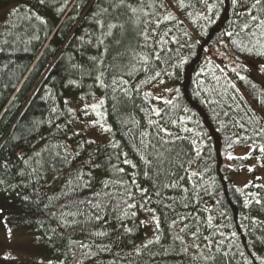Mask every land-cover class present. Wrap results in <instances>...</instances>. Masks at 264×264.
I'll return each mask as SVG.
<instances>
[{"label":"trees","instance_id":"obj_1","mask_svg":"<svg viewBox=\"0 0 264 264\" xmlns=\"http://www.w3.org/2000/svg\"><path fill=\"white\" fill-rule=\"evenodd\" d=\"M9 2L0 20L6 222L34 235L51 264H264V184L247 183L246 195L233 180L252 156L264 167V35L248 15L264 18V3ZM159 87L171 91L151 92ZM69 97L100 99L110 143L74 131L81 115ZM147 208L159 220L150 239Z\"/></svg>","mask_w":264,"mask_h":264},{"label":"rangeland","instance_id":"obj_2","mask_svg":"<svg viewBox=\"0 0 264 264\" xmlns=\"http://www.w3.org/2000/svg\"><path fill=\"white\" fill-rule=\"evenodd\" d=\"M16 2H9V0H0V20H4L8 13L15 9ZM168 87H159L153 89L151 92L156 95H163L169 93ZM100 99L93 97L91 100L85 98L69 97L67 105L72 112L81 115L80 122L74 126V131L80 134L86 141H98L101 144H108L112 140V133L109 130V124L105 118L104 111L99 102ZM99 104L100 107L93 110L91 105ZM99 112L101 115H97ZM72 148L76 149L74 145ZM65 151H68L67 149ZM251 149L238 150L237 154L249 155ZM256 171L255 177L250 176V172ZM258 184H264V167L258 161V156H252L247 165L243 168L240 175H234L233 180L239 190L247 195L245 186L252 180ZM4 210V209H3ZM155 215L150 208H147L146 215L142 220L147 226V238L150 239L156 233L155 223L153 219ZM7 212L4 210L0 214V264H51L49 259H46L38 245L37 238L27 233L15 225L6 222ZM8 229H11L9 233Z\"/></svg>","mask_w":264,"mask_h":264},{"label":"snow or ice","instance_id":"obj_3","mask_svg":"<svg viewBox=\"0 0 264 264\" xmlns=\"http://www.w3.org/2000/svg\"><path fill=\"white\" fill-rule=\"evenodd\" d=\"M40 3L43 4V3H44V0H40ZM239 3H240V0H231V4H232L233 6H236V5H238ZM262 3H264V0H254V3H252V4L250 5V7L253 8V9H255V8L257 7V5H261ZM129 7H131V6L129 5ZM213 7H214V6H213ZM210 10H212V9H210ZM131 11H132L133 13H136V12H137V9H136V8H131ZM262 11H264V9H262ZM248 15L251 17L252 21L256 22L257 26L261 29V34L264 35V18H261L260 16H257V15H253L251 11L248 12ZM204 18H205V19H209L208 17H204ZM166 19H167V17H166ZM109 27H110V28H114V27H116V25H109ZM248 27H249V26H248L247 24L244 25V28H245V29H247ZM226 35L229 36V37H231V36L233 35V33L228 32V33H226ZM233 43H234V44H237V45H239V46H243V45H242V42H240V41H233ZM257 43H259V41H257ZM262 49H264V46H262ZM245 50H246V51H249V52L252 51L251 48H247V49H245ZM258 54L261 55V56H264V50L259 51ZM157 58H158V57H157ZM184 62H186V61H182L181 64H183ZM176 67L179 68V67H181V65H177ZM261 68H262V70H264V65H262ZM233 71H235V69H233ZM159 75H160V73H159V72H156L153 78L158 77ZM240 79L243 80V79H245V77L241 76ZM168 91H171V90L169 89ZM176 91H177V93H178V92H179V89H176ZM164 102H165L166 104H171V103H172L171 100H165ZM91 107L93 108V110H96V109H98V108L100 107V105H99V104H93V105H91ZM154 111H155V114H156L157 116L160 115V111H159V110H154ZM96 114H97V115H101V113H99V112H97ZM106 130H109V131H110V129H106ZM184 130H185V131H191V129H187V128H185ZM161 131L166 132L169 136L172 135V134H171L170 132H168V130L165 129V128H161ZM177 139H179L178 136H177ZM192 143L195 144L196 141L193 140ZM260 150H261L262 152H264V148H261ZM199 155H200V152H199V150H197V156H199ZM232 158H233V157H231V155H229V159H232ZM124 162H125V163H128V164H131V161H129V160H125ZM144 163L150 165L152 162L149 161V160H144ZM132 166L135 167V165H132ZM120 171H123V169H120ZM193 175H199V173H195V172H194ZM0 183H3V181H0ZM141 191H142V192H146L147 190H146V189H142ZM25 199H27V197H25ZM130 207H135V205H130ZM3 211H4L3 208H0V214H2ZM153 219L156 220L157 227H159V220H158V218H156V217L154 216ZM8 231H9V233H11V229H8ZM197 247H198V246H197Z\"/></svg>","mask_w":264,"mask_h":264}]
</instances>
